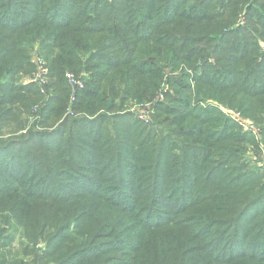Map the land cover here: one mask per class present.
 <instances>
[{"label": "trees", "instance_id": "1", "mask_svg": "<svg viewBox=\"0 0 264 264\" xmlns=\"http://www.w3.org/2000/svg\"><path fill=\"white\" fill-rule=\"evenodd\" d=\"M245 4L252 28H234ZM257 34L264 41V0H0V250L14 229L45 243L34 263L264 264L259 178L223 167L264 146ZM36 47L51 82L19 85L37 72ZM165 56L195 73L174 81L181 97L161 90L165 70L153 61ZM68 74L83 85L74 90ZM43 90L55 102L42 108L45 123L70 101L80 116L23 133ZM160 90L170 103L155 101ZM132 99L151 102L164 127L130 134L133 122L149 124L110 111ZM222 106L263 125L262 143ZM5 129L14 135L3 139Z\"/></svg>", "mask_w": 264, "mask_h": 264}, {"label": "rangeland", "instance_id": "2", "mask_svg": "<svg viewBox=\"0 0 264 264\" xmlns=\"http://www.w3.org/2000/svg\"><path fill=\"white\" fill-rule=\"evenodd\" d=\"M112 1V0H110ZM214 4H219L217 3V1H214ZM263 2V0H249V5H252L253 7L257 8L261 3ZM247 5L245 4V6L243 7L242 11L238 14V17L236 18L235 22L232 24L234 28H237L239 26V24L244 25V26H249L251 27V24L245 19V16L243 17V11L247 10ZM218 10V8H217ZM260 31H263L261 28H259ZM255 35V34H254ZM130 36V34H129ZM257 41L259 43V45L263 48L264 50V41L263 38L257 34ZM38 46V45H37ZM207 46V45H205ZM201 48V47H200ZM38 52V47H36L35 49H33L32 53V60L33 62L36 63L37 67H36V71L37 68L38 70H44L46 73H38L37 74V79H39L38 81L41 83H50L51 81L49 80V78L46 76V74L48 73V68H47V63L43 58H39L37 55ZM214 57H218L217 54L214 55ZM153 65L154 66H161L162 68H164L165 70V78L163 80L162 83V88L161 90L165 87V90L171 93V96L173 98H178L179 96H183V94H178L177 92L180 91V88H178L175 84L174 81H179L181 82L183 85L187 84L188 82H190V80L188 78H184L183 75L187 74L190 76V78L195 74L193 72V70H188L186 68H184V65H180L177 67V65L173 64L172 62H168L166 59V56L161 59V60H154L153 61ZM199 72V71H198ZM35 74L32 76H27V77H23L21 82L18 83L19 85H28L30 84V82L32 81H36L35 80V75L36 72H34ZM30 74V73H28ZM68 75H72L71 79L69 81H71V85L73 87L74 90L77 89L78 86H82V81L79 78H75L73 77V74H68ZM67 75V78H68ZM41 80V81H40ZM161 90L156 94L155 96V101L157 100H167V103L171 102V98H164V93L161 92ZM44 92V90H43ZM41 91V93H43ZM48 92L51 94L52 89H48ZM43 95H45V97L39 98L34 96L33 97V104L35 105H31L29 106L30 110L28 114H25L28 109L25 111V113L23 114V118L26 121V128L24 131H22L23 133H27V131H31L33 129L36 130H42V132H47L49 131V133H52L53 130H56L58 127L61 126V123L64 122L65 120L71 118V116H80L79 114H75L73 107H72V101H70L69 103V107L64 111V115L63 117H58L56 116V118H53L52 120V125H50V123H45V118L42 114V112L44 110H42V108H44V106L46 104L49 103V101L51 99H49V94L44 92ZM31 96V94H30ZM53 96V94L51 95V97ZM75 96L72 95V100L74 102L75 99H73ZM192 99H194V96H192ZM29 102L26 101V104H28ZM50 104L52 106L55 105V102L53 103V101H50ZM192 104L194 106H199L197 108H205L206 106H208L210 103L208 101H204V102H200L197 101L196 99H194L192 101ZM141 106H146L148 107V109L143 110V108H141ZM234 108H227L222 106L221 110L225 113L227 118H231L233 121H235L239 126H240V131L241 133H247L250 136H253L256 139L255 134H253L250 130L248 131L247 127H254L256 129H260L261 131V135H262V128L263 125L259 124V122H255L252 118L250 117H246L245 115H243L241 113V111L236 110ZM226 112H229L230 115H228ZM77 113V112H76ZM110 113L112 115H137V117L143 121L146 124H149L148 126L145 125H139L136 122H133L132 126L134 127V130L132 131V135L138 133V134H142L144 132L145 135L148 134L151 131H155L157 128H161L164 127L162 126L163 123H165L163 117L160 119H157L156 117H160L157 116V113L155 112V108L152 107L151 102H137L136 99H132L129 100L125 105H122L119 103L118 101V107L112 109L110 111ZM162 114V113H159ZM238 114H240V118L242 119V121H245V123L243 122L242 124H240L238 120ZM156 115V117H155ZM127 116V115H126ZM58 117V118H57ZM43 119V121H42ZM130 122L128 116H127V122ZM132 122V121H131ZM143 128H148V129H143ZM4 137H2L3 139H7L9 138L10 135H14L13 132L9 131L8 129H5L3 131ZM21 135V133H20ZM258 138H260V136L257 134ZM161 136L159 135V138ZM257 144L258 141L256 139ZM260 143H262V140L260 141ZM260 148L259 150H257L256 148H254L253 144L252 145H248L247 149L244 150L243 155H241L239 157V159L237 161H227L228 163L226 165V167H230V172L233 176H239L241 179H256L259 178L258 180H256L255 182L257 183V187L261 188L264 190V146L261 144L259 145ZM7 236L10 237L11 235L13 236V240L11 242H9L8 240L4 241V246L1 248L0 250V260L2 259H6L8 263L7 264H17L19 262H21V260L25 263V264H51L50 262H46V261H39L37 263H34V260L37 257L38 251L43 250L45 248V243L40 240L37 244V246H33L32 244H29L28 240L25 237H21V233L17 232L14 233V229H7V231H5L3 233V236ZM27 247H31L33 248L37 253H30L29 255H26L25 253H21L22 250H24ZM2 257V258H1ZM19 260V261H17ZM40 260V259H39ZM17 261V262H16ZM53 264V263H52Z\"/></svg>", "mask_w": 264, "mask_h": 264}, {"label": "built area", "instance_id": "3", "mask_svg": "<svg viewBox=\"0 0 264 264\" xmlns=\"http://www.w3.org/2000/svg\"><path fill=\"white\" fill-rule=\"evenodd\" d=\"M38 73H46L44 70H37V72H36V75H35V80L36 81H38L39 79H37V74ZM71 77H72V75H68V79L70 80L71 79ZM74 77V76H73ZM41 81V80H40ZM42 82V81H41ZM71 82V81H70ZM141 108H143V110H146V109H148V107H146V106H141ZM228 115H230V113L229 112H226ZM237 121H239L240 122V124H242L243 122L245 123V121H242V119L240 118V114H238V120ZM247 129H248V131L250 130L253 134H255V136H256V139H257V141L258 142H260L261 140H262V135H261V131H260V129L258 128V129H256V128H254V127H247ZM257 134L260 136V138H258V136H257Z\"/></svg>", "mask_w": 264, "mask_h": 264}]
</instances>
